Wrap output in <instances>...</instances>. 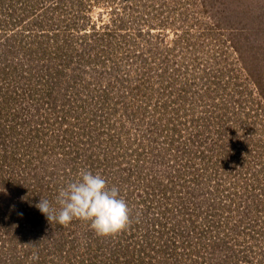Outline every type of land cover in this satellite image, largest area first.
<instances>
[{
  "label": "rangeland",
  "instance_id": "obj_1",
  "mask_svg": "<svg viewBox=\"0 0 264 264\" xmlns=\"http://www.w3.org/2000/svg\"><path fill=\"white\" fill-rule=\"evenodd\" d=\"M3 52L0 264H264V0H0Z\"/></svg>",
  "mask_w": 264,
  "mask_h": 264
},
{
  "label": "trees",
  "instance_id": "obj_2",
  "mask_svg": "<svg viewBox=\"0 0 264 264\" xmlns=\"http://www.w3.org/2000/svg\"><path fill=\"white\" fill-rule=\"evenodd\" d=\"M33 7V6H32ZM26 14H27V12H26ZM1 55H0V61H2V63H3V65H0V67H1V69H2V71H1V74H0V81H2L3 82V84L6 86V91H7V89H8V91H9V89H12L13 87L11 86V80H10V77H11V73L13 72L14 73V70H13V68L11 67V66H9V65H7L8 64V62L10 61V60H8V59H5L4 58V56H3V54H4V52L3 53H0ZM3 56V57H2ZM10 67V68H9ZM14 67H15V65H14ZM9 68V69H8ZM0 88H1V86H0ZM14 91V92H13ZM1 92V91H0ZM12 96H13V94L16 96V89L15 88H13L12 89ZM21 94V93H20ZM9 97H12V96H10V95H8ZM29 96V95H28ZM103 96H105V94H103ZM83 102H85V101H83ZM66 105V110H69V111H72L71 112V114L73 113V114H80V115H82V116H87V111L85 110V109H82L81 110V107H80V105L81 104H74V105H71L70 107H68L70 104L68 103V104H64V106ZM63 106V105H62ZM63 106V107H64ZM69 108V109H68ZM62 112H64V111H62ZM66 113H67V111H65ZM90 114H92L91 116H92V118H89V124H88V127H87V129H84V128H81V129H79L78 128V126H79V123H80V125L82 124V123H84V118H80V117H77V118H73V120L74 121H76L77 122V124H75L74 125V128H73V135L72 136H70L71 138V140H73L74 138H79L80 140L82 139L81 137H80V135H82L84 138H87V140L89 139V142L90 141H92V140H95V142L98 144V145H103L104 147H106V148H109L110 147V145L111 144H113V142L116 140V141H118V140H121L120 138V136L119 135H117V136H110V135H108L106 138H104V139H102V138H100L102 135H103V132L101 131V130H99V128H98V126H97V124H100V125H102L103 123H101L100 122V120H97L98 119V114H96V111L95 112H93V113H90ZM90 114H88V115H90ZM111 130V129H110ZM122 131V130H121ZM75 132H77V133H75ZM79 133V134H78ZM80 140H78L79 142H83L82 140L80 141ZM74 143V147H75V149H79V148H83V145H81V143L80 144H78L77 143V140L75 139L74 141H73ZM87 147V146H86ZM85 147V148H86ZM85 150V149H84ZM86 151V150H85ZM71 169V171H73L74 170V167L73 166H71L70 167ZM155 226V228H156V225H154ZM112 230V229H111ZM121 231H123V230H121ZM124 232V231H123ZM113 233H119V234H121L120 233V229H118V227L116 226V229L114 230V232ZM142 233V235H143V239H144V242H145V245L144 246H141L140 247V245L138 246L143 252H147V254L148 253H151V254H153L156 250H158L157 249V247H155V246H153V245H155V241H154V243H152V241H150V239L148 238V236H147V234H146V232L145 231H143V232H141ZM176 233H178V231L176 232ZM173 239V238H172ZM149 242H148V241ZM147 241V242H146ZM183 236H177L176 237V241H174V239H173V243H169V247L170 246H172V248H170V252H173V251H175V252H178V250H176V248L177 247H175V243H176V245H181V244H183ZM142 239H141V241H140V244H142ZM126 249V248H125ZM154 250V252H152ZM163 248L161 249V251L159 250L158 251V255H156V260L154 259L153 261H152V264H167V262L169 261L168 260V257H167V255H165L164 253H163ZM128 255H130V251H123V254H122V256H128ZM109 256H110V254H109ZM111 256L112 257H114L115 256V259L116 260H118V257H119V254L117 255V252L116 251H114V255L111 253ZM143 256V255H142ZM146 256H148V255H146ZM131 258H132V256H130ZM120 258V257H119ZM142 258L143 257H141L140 258V260H137V263L138 264H143V260H142ZM115 259H114V261H115ZM180 259V258H179ZM226 260H224L223 261V264H224V262H225Z\"/></svg>",
  "mask_w": 264,
  "mask_h": 264
}]
</instances>
